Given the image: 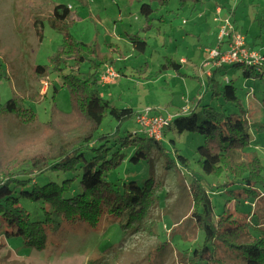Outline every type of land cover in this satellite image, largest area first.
Returning <instances> with one entry per match:
<instances>
[{
  "label": "rangeland",
  "instance_id": "1",
  "mask_svg": "<svg viewBox=\"0 0 264 264\" xmlns=\"http://www.w3.org/2000/svg\"><path fill=\"white\" fill-rule=\"evenodd\" d=\"M171 2L169 7L155 15L157 20L148 33L147 49L139 53L133 50L128 38L144 23L138 0H0V67L9 77L0 81L1 102L19 96L23 106L32 107L40 120L47 123L54 107L51 98L57 90L58 108L51 124L37 129H27L16 120H10L2 130L4 154L11 160L32 153H38V159H54L92 130L90 123L73 111L69 91L63 87L58 73L51 72L41 80L48 83V87L33 76L36 66L49 64V57L63 46L62 35L48 24V17L56 5H66L75 12L71 27L73 35L86 43L96 42L102 55L113 56L116 60L113 66L122 70V74L112 86L102 88L101 93L118 108H132L136 113L152 108L167 116L184 106H189L190 113L200 102L221 113H238L236 104L226 102L222 97H213L212 91L206 87V72L209 70L205 66L206 50L217 45V39L210 37L211 34L217 35L220 27L215 20L230 17L236 29L246 36L248 45L264 54V0H206L199 7L201 10L219 4L224 13L220 17L214 13L206 21L197 20L196 24L188 25L182 23L187 17V8L177 10L178 0ZM233 10L235 14L231 15ZM161 16L167 18V24L161 22ZM35 18L45 25L41 42L34 31ZM108 44H113L112 49L120 53L109 51ZM167 57L174 67L181 69L160 72L159 68ZM181 59L188 61L187 64H180ZM226 69V73H216V80H232L239 99L250 111V123H264V80L246 77L241 66ZM248 93L252 95L247 97ZM116 127L115 120L108 117L96 136L113 132ZM126 128L136 132L135 121L126 122L122 129ZM250 138L251 149L258 152L264 165V131L250 129ZM164 141V156L154 148L150 159L133 163L129 161L133 149H127L124 152L126 158L107 175V180L118 188L133 181L142 186L152 176L160 183L161 201L145 219L144 231L136 232L135 227L128 224L127 212L121 217H105L96 229L85 222L65 224V230L59 235L48 236L47 248L37 250L25 245L21 238H6L4 229L0 228V264H188L186 250L191 254L195 249H204V234L189 218L192 211L188 189L191 173L209 189L216 215L223 214L227 206L229 211L237 213L236 198L240 197L234 194L241 186L220 187L227 182L225 175L216 177L203 173L197 163V149L205 142L203 135L167 131ZM175 149L190 160L189 170L176 164ZM184 176L187 183L181 179ZM53 177L61 181L66 178L56 174ZM228 180L232 182L230 178ZM79 181L80 176L77 185ZM22 204L30 212L43 205L27 200ZM253 207L252 210L250 205L242 204L239 211L241 215L256 212L264 229V204L257 201ZM43 216L41 210L40 218ZM214 264L244 263L223 250Z\"/></svg>",
  "mask_w": 264,
  "mask_h": 264
},
{
  "label": "trees",
  "instance_id": "2",
  "mask_svg": "<svg viewBox=\"0 0 264 264\" xmlns=\"http://www.w3.org/2000/svg\"><path fill=\"white\" fill-rule=\"evenodd\" d=\"M171 1L138 0L144 25L137 33L128 37L134 51H146L148 33L152 31L154 21L157 20L155 15L161 9L169 7ZM201 2L202 0H178L176 5L181 9L188 5L196 8ZM232 14H235L234 10ZM75 16V12L66 5L54 7L48 17V24L62 35L63 46L49 57V64L36 66L33 76L37 81H41L51 72L58 73L63 87L69 91L73 111L83 116L92 126V130L54 159H38V153H32L30 156L14 157L11 160L2 151L3 127L10 120H16L27 129L51 124L58 110L57 90L51 98L54 107L47 123L40 120L32 107L23 106L19 96L9 99L6 103H2L0 98V228L4 229L5 237L21 238L25 245L44 250L49 245L48 236L59 235L65 230V224L85 222L96 229L105 217H121L127 212L128 224L133 225L136 232L144 231L145 219L161 201L158 193L160 183L152 176L142 186L133 181L125 184L123 188H118L107 180L109 171L126 158L124 152L127 149H133L129 158L133 163L150 159L154 148L164 156V137L167 131L178 134L199 133L205 138L204 144L197 149V163L201 170L216 177L225 175L227 182L220 187L239 184L241 187L234 196L240 198H236L237 213L229 211L227 206L223 214L216 215L209 189L200 178L191 173L188 189L192 198V211L189 218L204 234V249H195L191 254L186 250L187 263L214 264L218 260V254L224 250L244 264H264V229L260 226V216L253 211L241 215L239 211L242 204L250 205L252 210L255 202L264 204V165L258 152L251 149L250 138V129L263 132L264 123H250V111L239 99L232 80L221 82L215 78L218 71L226 73L229 66H241L244 67L243 74L246 77L264 80V60L256 65L236 63L220 67L206 66L209 67L206 72V87L212 91L213 97H222L226 102L236 104L239 112L228 115L218 112L209 104L201 105L198 102L197 107L190 113L188 111L182 114L183 109L189 108L184 106L164 129L163 139L157 141L139 127L137 118L142 111L136 113L132 108H118L111 100L102 96V88L113 85L119 78L110 85H103L100 81L105 67L115 65L116 60L113 56L102 55L96 42L86 43L71 33ZM162 19L160 18L161 21ZM33 27L37 39L41 42L44 39L43 21L35 18ZM236 31L239 32L237 29ZM246 44L249 49L257 51L248 45L247 39ZM112 46L115 47L108 44V50L116 53ZM262 56L264 58V54ZM171 62L167 57L159 71L164 73L172 69L174 65ZM180 62L184 64L187 61L181 59ZM117 72L119 76L122 74V70ZM4 78L9 79L0 67V81ZM251 95L252 93H248L247 97ZM198 107H201V110ZM157 111L152 109V114L162 115ZM108 117L115 120L116 129L96 136ZM131 121H135L136 132L129 128L122 129L126 122ZM174 151L176 164L189 170L190 160L178 154L176 149ZM173 163L175 164V161ZM54 174L66 178L61 181L59 178L55 179ZM229 178L232 180L230 183ZM181 179L187 183L186 176ZM216 187L219 188L218 185ZM25 200L41 202L43 205L30 212L22 204ZM247 201H250V204ZM41 210L43 218H40ZM249 218H253V221H248Z\"/></svg>",
  "mask_w": 264,
  "mask_h": 264
},
{
  "label": "built area",
  "instance_id": "3",
  "mask_svg": "<svg viewBox=\"0 0 264 264\" xmlns=\"http://www.w3.org/2000/svg\"><path fill=\"white\" fill-rule=\"evenodd\" d=\"M216 14L220 17L221 9H218ZM215 22L220 23L217 33V45L207 51L205 66L220 67L236 63L256 65L263 62L262 54L248 48L245 36L236 31L230 17L218 18ZM118 77L117 70L113 66L107 65L100 76V81L103 85H110ZM43 85L48 87V83L44 81ZM181 113L186 114L188 110L183 109ZM173 118L174 115H153L152 108H146L138 116L137 123L151 138L160 141L163 139L164 129L173 121Z\"/></svg>",
  "mask_w": 264,
  "mask_h": 264
},
{
  "label": "crops",
  "instance_id": "4",
  "mask_svg": "<svg viewBox=\"0 0 264 264\" xmlns=\"http://www.w3.org/2000/svg\"><path fill=\"white\" fill-rule=\"evenodd\" d=\"M240 1V0H239ZM205 2H206V0H202V2L196 7V8H194L192 5L191 6H186L185 8H187L186 10H187V17H185L184 18V20L182 21V23L184 24V25H188V24H196V22H197V20H204V21H206V20H208V18H209V15L211 16V18L214 16V13H216V11L218 10V9H221V14H223L224 13V10H223V8H222V6H220L219 4L218 5H212V7L210 8H205L204 10H201L199 7L200 6H202L203 4H205ZM184 9V8H183ZM162 10V9H161ZM160 10V11H161ZM177 10H182L181 8H177ZM73 11V10H72ZM168 13H172V14H175L173 11H168ZM204 13V14H203ZM158 14V13H157ZM208 16V17H207ZM161 18H163L162 19V21L161 22H163V23H165V24H167V18L165 17V16H161ZM143 25H144V23H143ZM143 27V26H142ZM141 27V28H142ZM140 28V29H141ZM139 29V30H140ZM212 39H217V35H215V34H211V36H210ZM116 45V47H119L117 44H115ZM250 46V45H249ZM251 47V46H250ZM252 48V47H251ZM205 51V50H204ZM116 53H120L119 51L118 52H116ZM121 58V57H120ZM118 60V59H117ZM120 61H121V59H120ZM188 62V61H187ZM187 62L186 63H184L183 65H185V64H187ZM181 63V62H180ZM172 69H175V70H180L181 69V67H179V69L177 68V67H174V66H172ZM110 86H112V85H110ZM110 86H106V87H104V88H108V87H110ZM39 88H40V86H39ZM190 106L192 107V104H190ZM183 108V107H182ZM193 108V107H192ZM180 110H178L176 113H171L172 115L173 114H177L178 112H179Z\"/></svg>",
  "mask_w": 264,
  "mask_h": 264
}]
</instances>
